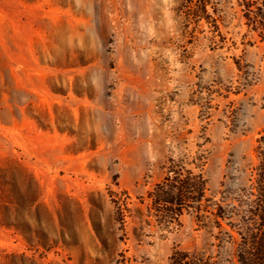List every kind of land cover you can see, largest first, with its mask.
Returning a JSON list of instances; mask_svg holds the SVG:
<instances>
[{"label":"rangeland","instance_id":"374dc122","mask_svg":"<svg viewBox=\"0 0 264 264\" xmlns=\"http://www.w3.org/2000/svg\"><path fill=\"white\" fill-rule=\"evenodd\" d=\"M195 14L183 0H0V264H233L209 210L255 162L264 43L238 0ZM170 167L204 181L200 213L150 206Z\"/></svg>","mask_w":264,"mask_h":264},{"label":"trees","instance_id":"16d2710c","mask_svg":"<svg viewBox=\"0 0 264 264\" xmlns=\"http://www.w3.org/2000/svg\"><path fill=\"white\" fill-rule=\"evenodd\" d=\"M196 7L195 16L205 19L207 0H183ZM241 19L247 32L264 43V0H238ZM198 13V14H197ZM254 148L255 162L244 169L237 191L230 194L226 207L213 203L210 231L217 243L231 247L233 264H264V128L258 133ZM165 178L147 194L150 206L163 220L176 221L189 203H197L198 212L205 199V183L199 176L182 169L167 168ZM207 211V210H204ZM203 218L197 214L196 221ZM168 264H214L210 258L175 251Z\"/></svg>","mask_w":264,"mask_h":264}]
</instances>
